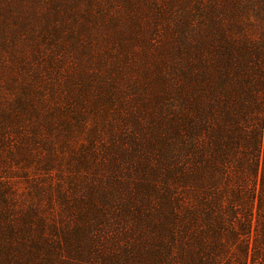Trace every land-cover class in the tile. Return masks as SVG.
Returning a JSON list of instances; mask_svg holds the SVG:
<instances>
[{
  "label": "trees",
  "instance_id": "16d2710c",
  "mask_svg": "<svg viewBox=\"0 0 264 264\" xmlns=\"http://www.w3.org/2000/svg\"><path fill=\"white\" fill-rule=\"evenodd\" d=\"M0 158V264H264V0H0Z\"/></svg>",
  "mask_w": 264,
  "mask_h": 264
},
{
  "label": "rangeland",
  "instance_id": "374dc122",
  "mask_svg": "<svg viewBox=\"0 0 264 264\" xmlns=\"http://www.w3.org/2000/svg\"><path fill=\"white\" fill-rule=\"evenodd\" d=\"M0 164L2 165V160L0 158ZM15 185L17 186L16 194L18 195V198L20 202H22L24 199H33L34 195L32 193H35L33 190L32 192L29 189V183L25 179L18 178V175L15 177Z\"/></svg>",
  "mask_w": 264,
  "mask_h": 264
}]
</instances>
